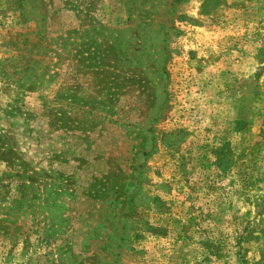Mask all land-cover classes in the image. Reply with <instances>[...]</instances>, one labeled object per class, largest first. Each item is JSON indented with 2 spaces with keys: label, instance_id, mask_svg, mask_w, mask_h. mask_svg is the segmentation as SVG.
I'll return each mask as SVG.
<instances>
[{
  "label": "rangeland",
  "instance_id": "rangeland-1",
  "mask_svg": "<svg viewBox=\"0 0 264 264\" xmlns=\"http://www.w3.org/2000/svg\"><path fill=\"white\" fill-rule=\"evenodd\" d=\"M0 264H264V0H0Z\"/></svg>",
  "mask_w": 264,
  "mask_h": 264
}]
</instances>
